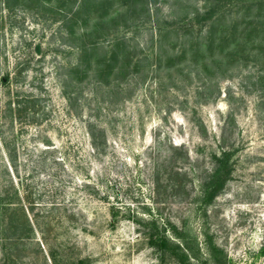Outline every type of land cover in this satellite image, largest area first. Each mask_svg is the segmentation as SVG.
I'll list each match as a JSON object with an SVG mask.
<instances>
[{
	"label": "rangeland",
	"instance_id": "obj_1",
	"mask_svg": "<svg viewBox=\"0 0 264 264\" xmlns=\"http://www.w3.org/2000/svg\"><path fill=\"white\" fill-rule=\"evenodd\" d=\"M21 3L0 2V264H155L141 233L150 216L196 233L204 222L226 264H264L263 61L239 54L225 69L212 63L218 48L179 58L173 35L162 52L158 22L202 0H148V16L138 9L98 37L107 50L124 37L145 56L140 69L78 80L67 75L78 50L66 10ZM236 8L227 4L226 18H239ZM96 18L90 11L75 33ZM248 47L264 49V33ZM221 147L234 149L231 175L202 204Z\"/></svg>",
	"mask_w": 264,
	"mask_h": 264
},
{
	"label": "trees",
	"instance_id": "obj_2",
	"mask_svg": "<svg viewBox=\"0 0 264 264\" xmlns=\"http://www.w3.org/2000/svg\"><path fill=\"white\" fill-rule=\"evenodd\" d=\"M52 1H56L54 7L60 9V13L63 14L66 10L64 23H67L69 30L67 35L73 40L72 46L78 50L75 63L68 67V77L77 74L80 80L91 71L97 81L108 82L111 75L123 76L128 73L129 67L138 71L143 65L145 56H139L134 45L132 50L129 49V43L124 37L116 36L108 50L103 48L98 37L108 32L111 27L115 28L120 22H125L128 17L135 16L138 9L146 12L148 16V0H22L21 4L28 7L35 4L43 6ZM234 1L239 18H226L224 7ZM0 2L10 10L19 0ZM90 11H96L97 17L92 28L75 33L73 26L78 24L80 19L86 25L85 18ZM240 23L243 24L240 26ZM156 28L157 43L162 52L166 53V40L173 35L175 41L172 47L180 44L179 58L189 54L190 58L196 61L199 56L212 55L214 49L218 48L222 54L221 59L213 60L212 63L224 65L225 69L239 54L264 63V49L257 47L258 50L252 51L250 46L248 47L264 33V0H202L201 10L195 9L192 15H185L174 21H163L161 24L158 22ZM238 35L242 38L240 42L236 40ZM156 57L160 62L161 54L158 53ZM162 60L169 64L173 57L166 56ZM208 66L205 62L204 67L207 69ZM1 80L3 81V78ZM256 82L264 92V66L261 67V73L257 75L254 83ZM10 111L15 114L19 107L10 108ZM233 154V148L222 147L218 151L210 152L213 167L201 185L202 204L211 203L230 178ZM111 215L116 219L114 212ZM133 220L139 222L138 219ZM144 224L146 227L141 233L147 244L156 252L155 264H162L166 260H172L174 264H226V253L215 242L213 234L204 222L198 233L186 222L178 226L169 220L159 221L153 216L148 217Z\"/></svg>",
	"mask_w": 264,
	"mask_h": 264
}]
</instances>
